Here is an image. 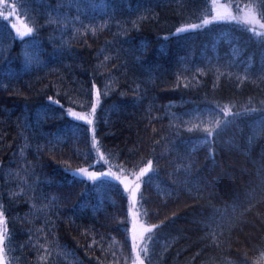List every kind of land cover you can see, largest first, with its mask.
Wrapping results in <instances>:
<instances>
[{
  "label": "trees",
  "instance_id": "1",
  "mask_svg": "<svg viewBox=\"0 0 264 264\" xmlns=\"http://www.w3.org/2000/svg\"><path fill=\"white\" fill-rule=\"evenodd\" d=\"M226 1L251 4L264 24V0ZM6 3L5 263H131L120 186L70 174L97 166L90 124L67 113H88L95 88L107 163L134 173L151 161L138 200L153 229L135 246L140 262L264 264V35L213 19L209 0ZM13 25L34 32L20 39Z\"/></svg>",
  "mask_w": 264,
  "mask_h": 264
},
{
  "label": "rangeland",
  "instance_id": "2",
  "mask_svg": "<svg viewBox=\"0 0 264 264\" xmlns=\"http://www.w3.org/2000/svg\"><path fill=\"white\" fill-rule=\"evenodd\" d=\"M13 2L14 0H10ZM210 6L212 10V18L215 20H228V21H239L241 22L247 29H254V31H251L255 35H264V28L260 27V24H262L257 16L256 9L251 5H239V8H237V4H230L226 0H209ZM10 4V7H7L6 12L0 15V18H4V16H10L9 13L12 12V3ZM5 8V5L0 6V10ZM1 12V11H0ZM13 29L18 36V32H24L22 27L18 25V27H15L13 25ZM19 38V36H18ZM95 104L96 108L93 112L92 106L88 113L80 114L85 116V121L91 120L92 124H90L91 127V143L93 146V135L95 136V127H94V118L95 113L98 105V95L97 91L94 88L92 91V105ZM67 113L69 114L68 110ZM71 116V115H70ZM72 118L76 119L75 117L71 116ZM78 120V119H76ZM94 130V131H93ZM95 143L96 147L94 149L95 153V159L97 166L93 168H85V172H81V169L72 170L70 171V174L76 173V177L85 179L88 183H92L96 180H92L89 178V175H95L96 177L101 176V172L108 173L109 175L104 179H110L115 181L120 188L122 189L125 197H126V203H127V218H128V226H129V238L132 248V260L130 264H140V260L137 257L135 246L139 243L141 238L149 233L148 229H153V226L148 225L143 217L141 207L139 204L138 196H139V188L136 187L137 184H141V179L138 181L136 177L140 174V170L134 173H125L121 169L110 166L105 157L102 153V150L100 148L99 142L96 139L95 136ZM99 180V179H97ZM127 189V190H126ZM0 211H2V207L0 204ZM3 212V211H2ZM3 219L6 223V219L3 216ZM3 230V225H0V231ZM0 257L3 258V264L5 263V257L4 252L0 253Z\"/></svg>",
  "mask_w": 264,
  "mask_h": 264
},
{
  "label": "snow or ice",
  "instance_id": "3",
  "mask_svg": "<svg viewBox=\"0 0 264 264\" xmlns=\"http://www.w3.org/2000/svg\"><path fill=\"white\" fill-rule=\"evenodd\" d=\"M0 5H5V10L7 9V7L11 6L10 4L6 3V0H0ZM237 8H239V5H237ZM2 14L3 13L0 12V15H2ZM9 15H11V13H9ZM4 18L8 19V16L6 15V16H4ZM204 23L207 24L208 21L205 20ZM260 27L264 28V24H260ZM185 30H186L185 28H179V29H177V32L180 33V32H183ZM248 30L254 31V29H248ZM33 32H34V27H28L26 32H18V36H19L20 39H23L26 35L33 34ZM32 43L35 44V41H32ZM53 103H55V101H53ZM95 108H96V105L93 104L92 105L93 112L95 111ZM68 112H69V115L75 117L78 120H85L86 119L85 116L80 115V114L72 111L71 109H69ZM87 123L88 124H92V121L91 120H87ZM208 135L211 136L212 132L209 131ZM93 141H94L93 147L95 148L96 147V143H95V136L94 135H93ZM150 166H151V161H149V167L141 169L140 174L136 177V179L138 181L141 179L142 176H144L146 173H148L151 170ZM80 171L81 172H85L84 169H81ZM72 175H73L74 178L76 177V173H72ZM108 175H109L108 173L101 172V176L99 178L96 177L95 175H91V174L89 175V178L92 179V180H97V179L103 180ZM136 187L139 188L140 184H137ZM3 216H4V213L2 211H0V225H3V230L0 231V253H2L8 247V245L6 243V237L8 236V232H7V227H6V223H5L4 219H3ZM154 227H158V226H154ZM148 231H151V229H148ZM150 238L151 237H149V239ZM0 264H3V258L2 257H0ZM140 264H143V262L141 261Z\"/></svg>",
  "mask_w": 264,
  "mask_h": 264
}]
</instances>
